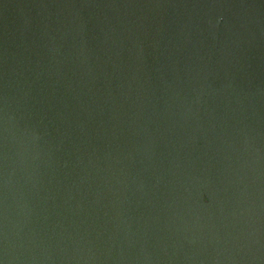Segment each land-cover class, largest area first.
<instances>
[{"label": "water", "instance_id": "95a60500", "mask_svg": "<svg viewBox=\"0 0 264 264\" xmlns=\"http://www.w3.org/2000/svg\"><path fill=\"white\" fill-rule=\"evenodd\" d=\"M0 264H264V0H0Z\"/></svg>", "mask_w": 264, "mask_h": 264}]
</instances>
